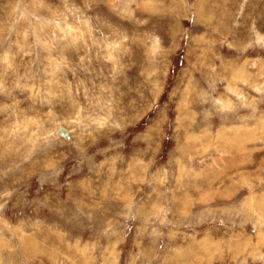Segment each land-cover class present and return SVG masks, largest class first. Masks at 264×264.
Returning a JSON list of instances; mask_svg holds the SVG:
<instances>
[{
	"label": "rangeland",
	"instance_id": "374dc122",
	"mask_svg": "<svg viewBox=\"0 0 264 264\" xmlns=\"http://www.w3.org/2000/svg\"><path fill=\"white\" fill-rule=\"evenodd\" d=\"M0 264H264V0H0Z\"/></svg>",
	"mask_w": 264,
	"mask_h": 264
},
{
	"label": "bare ground",
	"instance_id": "6f19581e",
	"mask_svg": "<svg viewBox=\"0 0 264 264\" xmlns=\"http://www.w3.org/2000/svg\"><path fill=\"white\" fill-rule=\"evenodd\" d=\"M186 121V120H185Z\"/></svg>",
	"mask_w": 264,
	"mask_h": 264
}]
</instances>
